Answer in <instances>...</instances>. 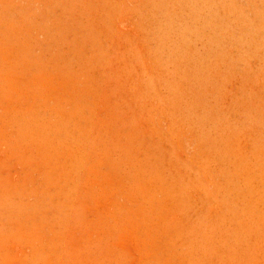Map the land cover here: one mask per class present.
I'll return each mask as SVG.
<instances>
[{
  "label": "rangeland",
  "instance_id": "obj_1",
  "mask_svg": "<svg viewBox=\"0 0 264 264\" xmlns=\"http://www.w3.org/2000/svg\"><path fill=\"white\" fill-rule=\"evenodd\" d=\"M0 264H264V0H0Z\"/></svg>",
  "mask_w": 264,
  "mask_h": 264
}]
</instances>
